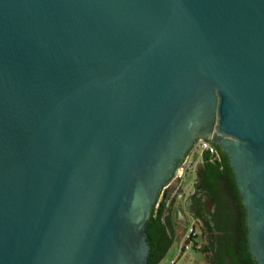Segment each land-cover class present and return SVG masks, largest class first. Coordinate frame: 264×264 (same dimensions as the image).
<instances>
[{
    "label": "water",
    "instance_id": "water-1",
    "mask_svg": "<svg viewBox=\"0 0 264 264\" xmlns=\"http://www.w3.org/2000/svg\"><path fill=\"white\" fill-rule=\"evenodd\" d=\"M199 138L264 264V0H0V264H147Z\"/></svg>",
    "mask_w": 264,
    "mask_h": 264
},
{
    "label": "flooded vegetation",
    "instance_id": "flooded-vegetation-1",
    "mask_svg": "<svg viewBox=\"0 0 264 264\" xmlns=\"http://www.w3.org/2000/svg\"><path fill=\"white\" fill-rule=\"evenodd\" d=\"M202 140L205 138L194 143L181 166V178L192 176V191L168 205L173 178L160 196L157 206L167 201L169 208L165 212L166 228L157 232L154 241L149 240L147 264H155L170 239L175 243L183 237L191 221L197 223L201 246L195 249L202 254L203 264H258L249 249L247 210L231 160L212 139L209 142L215 146V153L200 150L198 142Z\"/></svg>",
    "mask_w": 264,
    "mask_h": 264
},
{
    "label": "rangeland",
    "instance_id": "rangeland-1",
    "mask_svg": "<svg viewBox=\"0 0 264 264\" xmlns=\"http://www.w3.org/2000/svg\"><path fill=\"white\" fill-rule=\"evenodd\" d=\"M204 141V140H202ZM202 141L198 142V145L200 146L201 149V144ZM182 168H180V170L178 171V173L175 175L174 179V185L173 188L171 190H169V196H168V205H171V202L173 203V200H177L181 201L182 199L185 198V196L190 193L193 189L192 183L193 181L192 176L190 177H185V178H181L180 175L182 174ZM179 176V178H178ZM191 180V181H190ZM169 207V206H168ZM169 209V208H167ZM192 223L189 222L188 225H186V230L189 227V225ZM182 231V228L179 227L177 232L180 233ZM185 244V239L182 236H179L174 245L172 246V248L170 249V251L168 252V254L166 255V257L159 263V264H173L172 261L174 259H178V252L179 250L184 246ZM203 257L202 254L200 252H198L195 248L189 250L187 257L182 259L181 261H179V263L177 264H203Z\"/></svg>",
    "mask_w": 264,
    "mask_h": 264
},
{
    "label": "trees",
    "instance_id": "trees-1",
    "mask_svg": "<svg viewBox=\"0 0 264 264\" xmlns=\"http://www.w3.org/2000/svg\"><path fill=\"white\" fill-rule=\"evenodd\" d=\"M214 146V145H213ZM215 147V146H214ZM167 210V201H164L161 205L156 206L154 208L152 218L148 223V235H149V240H155V236L158 231H164L166 228V223H165V212ZM174 244V240L170 239L167 244L165 245L164 249L162 250V253L160 256L157 258L155 261V264L160 263L168 254L170 249L172 248Z\"/></svg>",
    "mask_w": 264,
    "mask_h": 264
},
{
    "label": "built area",
    "instance_id": "built-area-1",
    "mask_svg": "<svg viewBox=\"0 0 264 264\" xmlns=\"http://www.w3.org/2000/svg\"><path fill=\"white\" fill-rule=\"evenodd\" d=\"M200 150H206L210 153H215V148L208 143L207 140L202 141L201 144V149ZM183 238L185 239V244L184 246L179 250L178 254V259H174L172 261L173 264L179 263L182 259L187 257V254L189 250L193 248H199L201 246L199 237H198V227L197 223L195 221H192V223L189 225L187 230L185 231ZM186 264V263H183Z\"/></svg>",
    "mask_w": 264,
    "mask_h": 264
}]
</instances>
